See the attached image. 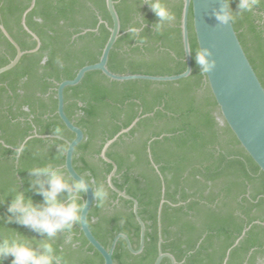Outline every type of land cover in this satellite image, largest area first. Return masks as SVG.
Instances as JSON below:
<instances>
[{
    "label": "trees",
    "instance_id": "16d2710c",
    "mask_svg": "<svg viewBox=\"0 0 264 264\" xmlns=\"http://www.w3.org/2000/svg\"><path fill=\"white\" fill-rule=\"evenodd\" d=\"M120 36L109 56L115 74L175 75L185 70L180 29L182 0H164L176 20L156 32L158 18L143 0H114ZM0 0V24L22 51L37 41L39 48L22 55L11 69L0 73V234L38 233L16 223L6 224L7 205L14 190H25L35 202L42 197L30 190L29 170L51 163L64 167L67 142L74 138L57 114L56 88L77 71L99 60L112 26L105 0ZM238 0H232L237 10ZM264 9V0L256 8ZM29 9V10H28ZM145 17V18H144ZM148 25L134 40L128 28ZM234 30L264 87V30L251 13L233 23ZM191 73L176 81H115L99 70L64 88V113L84 134L75 147L73 167L103 185L108 193L96 200L87 221L94 237L108 248L113 237L125 234L134 250L140 226L133 202L112 191L107 176L113 164L101 157L105 143L121 130L106 149L116 171L114 186L136 199L145 224L144 247L131 253L118 239L114 264H153L158 253V208L161 200V250L176 264H264V173L221 120L205 74L199 73L198 49L188 16ZM16 49L0 30V67ZM59 129V131H57ZM23 155L17 159V148ZM67 264H103L101 254L74 226L53 241ZM11 257L5 261L10 264ZM160 264H171L163 258Z\"/></svg>",
    "mask_w": 264,
    "mask_h": 264
},
{
    "label": "water",
    "instance_id": "95a60500",
    "mask_svg": "<svg viewBox=\"0 0 264 264\" xmlns=\"http://www.w3.org/2000/svg\"><path fill=\"white\" fill-rule=\"evenodd\" d=\"M182 1L183 6L181 11L180 29L184 51V61L186 64L185 70L180 74L156 76L146 74L121 75L115 74L108 69L107 62L109 53L121 33L120 21L115 9V1L105 0L107 11L111 17L112 26L108 27L109 37L102 49L99 60L96 63L81 67L73 79L63 80L56 88L57 114L64 125L74 133L73 140L66 141L67 149L65 153L64 167L69 174H72L77 179H79L80 174H78L73 167V153L75 147L83 140L84 134L83 131L74 125L64 113V88L78 84L86 72L93 70H99L107 78L115 81L149 80L166 82L186 78L190 75L192 70L191 50L188 36V16L190 11L198 49L200 47L211 48L217 61L215 69L205 75V78L218 106L221 120L229 126L242 148L264 173V87L262 86L243 50L233 24L228 26L219 25L216 23L215 18L211 16L212 9L214 7H218L219 0ZM33 5L34 0H32L29 9H31ZM22 25L24 29L33 37V39L37 41V45L31 50L22 51L18 44L5 30L3 25L0 24V30L16 49L14 58L5 66L0 67V73L14 67L23 54L33 52L39 48L40 41L38 37L28 29L24 20H22ZM135 122L136 120H134L129 127L121 130L116 136L105 143L101 151V157L105 159V161L113 164V169L107 176L108 187L119 196L133 202V213L140 226V241L138 249L134 250L132 248L129 238L123 233L116 234L113 237L110 246L105 248L94 237L87 221L88 213L94 200L92 189L89 188L88 192L84 196L87 203L84 209L83 222L79 223L80 230L88 243L101 254L103 264H114L112 256L115 245L120 238L124 239L128 250L133 254L140 253L144 247L145 224L138 215V203L136 199L114 186L112 177L116 171V166L105 156V151L108 146L116 140L118 135L127 132L135 124ZM163 202L164 200L162 199L158 208V253L153 264H160L163 258H169L171 264H176V260L172 254L162 252L161 250L162 237L160 232V213Z\"/></svg>",
    "mask_w": 264,
    "mask_h": 264
},
{
    "label": "clouds",
    "instance_id": "9594fccd",
    "mask_svg": "<svg viewBox=\"0 0 264 264\" xmlns=\"http://www.w3.org/2000/svg\"><path fill=\"white\" fill-rule=\"evenodd\" d=\"M261 0H238L237 10L232 8V0H219L218 7H214L211 16L219 25L228 26L235 23L238 16L251 13ZM158 18L153 23L156 32L162 31L166 24L176 20L164 0H143ZM145 18V17H144ZM148 25H132L128 28L130 36L139 43L145 38L141 33ZM196 67L201 74H209L216 67L217 61L209 47H200L194 55ZM59 131V129H57ZM16 158L23 155V148H17ZM30 190L42 197L35 202L25 190H14L11 202L7 205V215L3 217L6 224L16 223L38 233L29 238L24 233L12 232L0 234V264L11 257L10 264H67L63 254L58 253L53 240L60 233H72L75 225L82 223L86 200L84 196L89 188L93 191V198L102 204L108 193L103 185L93 187L91 179L79 175L77 179L63 167L46 163L29 170Z\"/></svg>",
    "mask_w": 264,
    "mask_h": 264
},
{
    "label": "flooded vegetation",
    "instance_id": "af4514ba",
    "mask_svg": "<svg viewBox=\"0 0 264 264\" xmlns=\"http://www.w3.org/2000/svg\"><path fill=\"white\" fill-rule=\"evenodd\" d=\"M260 7V6H259ZM252 18L261 30H264V9L256 8L252 11Z\"/></svg>",
    "mask_w": 264,
    "mask_h": 264
}]
</instances>
